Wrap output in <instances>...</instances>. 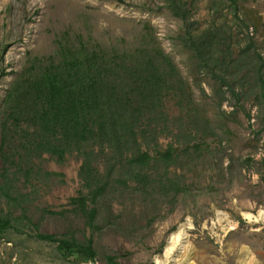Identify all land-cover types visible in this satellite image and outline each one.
Returning a JSON list of instances; mask_svg holds the SVG:
<instances>
[{
  "label": "trees",
  "instance_id": "trees-1",
  "mask_svg": "<svg viewBox=\"0 0 264 264\" xmlns=\"http://www.w3.org/2000/svg\"><path fill=\"white\" fill-rule=\"evenodd\" d=\"M254 3L208 0L216 13L222 5L241 23L242 40L235 41L221 26L193 28L191 0H165L182 22L176 39L187 55V77L161 45L117 54L88 40L62 45L57 58L34 73H22L0 111L5 160L12 162L17 151L15 158L34 153L62 160L69 154L81 161V188L66 212L82 219V235L76 230L62 236L36 233L38 239L54 244L66 261L96 262V235L104 226L119 224L139 234L163 219L164 209L173 212L192 193L195 182L186 165L212 161L221 175L233 177L254 164L264 185V142L259 160L236 153L235 144L243 118L251 120L250 101L258 107L261 124L254 131L252 155L264 137V54L258 49L264 46V18ZM203 84L210 86V95ZM227 100L230 111L223 109ZM136 204L144 206V224L134 219ZM11 229L15 219L0 203V238ZM104 260L125 264L112 255Z\"/></svg>",
  "mask_w": 264,
  "mask_h": 264
},
{
  "label": "rangeland",
  "instance_id": "rangeland-1",
  "mask_svg": "<svg viewBox=\"0 0 264 264\" xmlns=\"http://www.w3.org/2000/svg\"><path fill=\"white\" fill-rule=\"evenodd\" d=\"M191 2L193 28L221 26L235 41L242 38L241 23L229 10H221L222 5L216 6L217 13L221 12L217 14L208 0ZM254 6L264 18V0H255ZM181 28L182 22L171 14L165 0H0V111L22 73L28 69L34 73L50 58H57L62 45H74L78 40L117 54L161 45L187 77V55L176 39ZM257 39L263 41V34ZM258 49L264 54V46ZM203 87L210 95V86ZM194 92L199 95L198 89ZM250 102L246 108L251 109V120L243 118V126L237 129L236 153L259 160L264 137L259 151L252 155L257 145L254 131L261 124L256 118L258 107ZM223 109H232L229 100ZM1 139L0 127V145ZM11 143L18 148L17 140L11 139ZM13 154V161H6L0 146V186L4 190L0 203L15 219V229L0 238V263L75 264L35 234L62 236L76 230L77 236L82 235V219L66 212L69 199L81 188L80 159L69 154L62 160L49 154L22 153L17 158V151ZM215 166L218 164L212 161L184 166L195 186L173 212L164 209L163 219L139 234L128 233L119 224H107L96 235L99 259L83 264H104L106 255L125 264H264V215H260L264 212V185L258 168L253 164L231 177L221 175ZM134 207V219L144 224L143 204ZM246 214L254 218L250 220ZM179 233L180 244L166 255L172 236Z\"/></svg>",
  "mask_w": 264,
  "mask_h": 264
},
{
  "label": "bare ground",
  "instance_id": "bare-ground-1",
  "mask_svg": "<svg viewBox=\"0 0 264 264\" xmlns=\"http://www.w3.org/2000/svg\"><path fill=\"white\" fill-rule=\"evenodd\" d=\"M246 215H247V217H249L250 220L253 217L252 214H246ZM260 215L263 216L264 215V212L261 213ZM180 240H181V233L172 236L171 246L168 247L167 250L165 249L166 250L165 254L166 255L172 254L174 252L175 248L180 244Z\"/></svg>",
  "mask_w": 264,
  "mask_h": 264
}]
</instances>
